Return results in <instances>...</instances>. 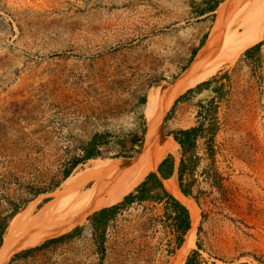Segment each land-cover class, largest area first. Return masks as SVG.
Instances as JSON below:
<instances>
[{"label":"rangeland","instance_id":"374dc122","mask_svg":"<svg viewBox=\"0 0 264 264\" xmlns=\"http://www.w3.org/2000/svg\"><path fill=\"white\" fill-rule=\"evenodd\" d=\"M213 1L0 0L1 246L16 215L39 211L57 191L67 197L74 189L67 179L88 172L90 159L115 172L139 167L171 133L197 125L204 105L206 126L216 121L218 132L215 158L201 139V160L185 177L193 180L200 213L187 258L264 264V22L256 44L207 80L176 91L217 27L220 8L224 23L251 6L264 19V0H218L210 12ZM206 81L211 89L198 88ZM161 100L158 141L148 146L146 111ZM97 138L95 157L86 159ZM137 186L114 204L106 228L91 217L107 207L77 215L3 264H171L184 244L170 253L176 236L161 206L123 201Z\"/></svg>","mask_w":264,"mask_h":264},{"label":"bare ground","instance_id":"6f19581e","mask_svg":"<svg viewBox=\"0 0 264 264\" xmlns=\"http://www.w3.org/2000/svg\"><path fill=\"white\" fill-rule=\"evenodd\" d=\"M225 8H220L221 17L212 32L209 41L197 54L189 71L184 75L176 91L181 93L199 82L207 80L223 62L237 56L241 51L256 44L263 35L264 19L260 11L252 6L244 8L236 17L224 23ZM220 22V24H219ZM164 101L149 105L146 111L148 121L147 145L158 140V118ZM157 151L143 165L134 166L125 172L108 169L103 159H90V170L72 174L67 185H73V191L65 198L62 192H55V198L48 201L39 211L33 207L16 215L8 228L4 243L0 247V264H3L15 251L24 246H33L45 238L67 228L77 215L87 214L103 207L118 203L131 192L146 175L168 155L179 152V143L173 137L158 143ZM93 183L88 187V181ZM69 187V186H68ZM67 187V188H68ZM169 190L188 207L192 226L185 236L184 245L171 264H184L189 252L195 245V233L199 222V208L192 197L185 196L175 180L167 182Z\"/></svg>","mask_w":264,"mask_h":264},{"label":"trees","instance_id":"16d2710c","mask_svg":"<svg viewBox=\"0 0 264 264\" xmlns=\"http://www.w3.org/2000/svg\"><path fill=\"white\" fill-rule=\"evenodd\" d=\"M218 5H219L218 0L213 1V4L208 7V11L210 12L215 11ZM204 10L205 9L201 10L200 13L204 14L205 12ZM260 46L261 43H258L257 45L249 49L247 53H250L251 50L253 51L259 49ZM211 82L212 81L203 82L198 85V88L206 85L208 86L207 89H211ZM188 92H190V90ZM183 98L184 96L180 97L178 101L182 100ZM205 110H206L205 106L202 105L201 110L199 112V121L197 125L171 133V135L179 143L182 149L179 177H180V188L186 196L192 195L194 186H193V180L186 183V185L184 183V180L187 173L190 174L194 173V171L198 166L199 161L201 160V156L198 154V143L201 139H206L208 144V155L212 159L215 158L214 140L218 132V126L216 121H212L208 126H206L205 117H204ZM213 116H214L213 120H215L217 117V112L214 111ZM97 141H99V138L96 139V142L92 144L91 149L88 150L86 154V159L95 157V150L98 148ZM78 164L79 161L74 160L72 166L75 167ZM172 167H173V162H172ZM68 176L69 174H67V177ZM162 194H165V196H167V199L165 200L166 206H165L164 217L167 220V222L170 223L172 231L176 236L175 237L176 247L174 248L173 251H170V253L173 254L175 253V249H178L183 245L185 241V236L188 233V231L191 229V216H190L191 214L185 205H183L179 200H177L174 196L169 194L164 189L161 179L154 172L149 173L145 178V180L140 185L137 186L135 191L127 195L123 201L127 204H133L135 202H143L146 200H156L161 203L164 201L165 198V196H162ZM195 198L197 199V197ZM118 208H119L118 205H114L112 207H107L96 211L91 217L96 228L98 229L106 228L109 218L115 215ZM63 238H65V236H62L58 239H52L51 242H56ZM2 239L3 238L0 239V247L3 241ZM193 254L195 255L196 251H193ZM192 261H193V255L187 258L185 264H192Z\"/></svg>","mask_w":264,"mask_h":264},{"label":"crops","instance_id":"0c3cea01","mask_svg":"<svg viewBox=\"0 0 264 264\" xmlns=\"http://www.w3.org/2000/svg\"><path fill=\"white\" fill-rule=\"evenodd\" d=\"M195 126V125H193ZM192 127V126H191ZM117 146L119 147H123L121 144H117ZM181 148V146H180ZM182 152V149H181ZM181 157H177L174 154H168L158 165L157 167L152 171L154 172L162 181L163 187L164 189L171 194L172 196H174L177 200H179L183 205L184 203L179 199V197H177L175 194H173L169 188L167 187V182L170 180H175L178 184V187L180 189V191L182 192L181 188H180V164H181ZM172 162H173V167H172ZM184 183L186 185V181L184 180ZM183 193V192H182ZM184 194V193H183ZM185 195V194H184ZM162 196H165V194H162ZM186 196V195H185ZM188 197H193L194 198V187H193V191H192V195L188 196ZM167 199V196H165L164 201L163 202H158L156 200H146L143 202H138L141 204H149L151 206L156 205V206H161L163 208V212L165 213V200ZM195 199V198H194ZM196 201V200H195ZM186 206V205H185ZM189 210V209H188ZM190 212V211H189ZM191 216V215H190ZM191 226H192V221H191ZM177 250V249H176Z\"/></svg>","mask_w":264,"mask_h":264}]
</instances>
